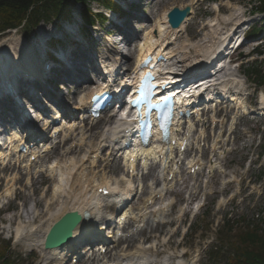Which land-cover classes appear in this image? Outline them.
Segmentation results:
<instances>
[{"label": "rangeland", "instance_id": "obj_1", "mask_svg": "<svg viewBox=\"0 0 264 264\" xmlns=\"http://www.w3.org/2000/svg\"><path fill=\"white\" fill-rule=\"evenodd\" d=\"M152 2L153 0H135L138 6L137 14L122 18L127 29L136 35L131 43L125 44L124 48H122V45L116 46L113 43L116 49L122 50L123 55L118 71L124 72L127 67L130 68L134 63L138 40L143 39L150 32L155 37L158 36L157 22L164 23L163 18H167V13L172 8L179 7L183 9L184 5L193 3L194 17L191 19V23H194V25L192 29L182 33L181 39L174 41V44L170 46L177 49L171 60L172 69L180 72L188 64L203 59L204 56L210 53L213 46L220 43L222 34L230 31L238 23V20L244 22L240 27H238L239 25L235 27L234 30L237 36H242L249 27L255 24L257 29L263 30L262 34L256 38L244 39L245 41L239 51L231 58L233 64H229L228 58H224L222 62L227 65V70H224L220 76L226 74V78L237 77L243 80L242 97L245 104L247 108L252 107L253 112L257 111L260 98L264 95V86H256L254 82L249 80L246 70L248 64L258 59L257 64L260 68L262 67L261 71L264 72V55L253 53L254 48L264 47V15L257 12L251 13L256 0H159L155 7L152 6ZM126 3L128 4V2ZM90 7L92 10L102 9L97 3H93ZM80 12V5L73 8L74 17L69 22L72 27L77 25L80 28ZM222 21H228L229 23L224 24ZM217 22H219V25ZM41 25L49 29L50 27L54 28L48 34L36 35ZM41 25L28 37L24 36L25 30L20 27L2 33L0 35V52L5 53L10 48L16 53L17 58H20L19 62L22 65L27 66L29 64L30 67L37 68L40 61L38 55L42 52L39 47L41 43L47 40L49 35H55L65 41L58 45H54V41L50 45L45 44L52 47L55 52L64 49L65 45L71 40L68 36L63 37V34L61 35L57 30V28L65 30L67 26L63 21L43 22ZM203 26H206V29L201 31ZM106 28L109 29L110 26ZM99 31L97 35L104 32ZM196 31L199 32V35L194 36L193 34ZM2 56H5V54ZM82 61L84 60L82 59ZM62 83L63 81H60L59 84ZM75 87L76 85L72 86L73 89ZM74 97L76 95L63 96L59 99L63 103H59L65 104V108H68L79 99ZM219 108H221L220 111H218ZM219 108L208 112L210 117L219 112V118L215 125L207 121L209 116L202 120L205 124L203 129L206 130L205 139L196 140L198 134L193 138V145L199 148L201 153L196 152L190 155L191 157H194L195 154L199 155L205 163L206 167L203 173L195 179L187 173H183L181 177H178L179 183L175 184L174 192L156 201L157 205L154 209H165V212L171 210L172 217L182 215L181 219H176L175 222L169 225L158 226L151 234L145 230L141 235L145 240L143 245L149 247L147 250L148 259L154 264H162L168 256L171 258L170 264H178L181 256L185 257L189 264H210L207 254L213 255L216 261L221 258L219 262L224 264L225 262L222 260L226 253L224 249L220 248L218 250L215 248L211 253H207V251L215 245L220 247L223 240H230V235L226 229L224 230L225 222L230 220L237 228H244L248 224L264 218V119L250 113V111H246L249 114H242L240 111H229L226 104H222ZM2 116L6 115L2 113ZM48 117H50V114ZM222 119L224 121L220 125L219 122ZM104 122L105 119L96 122L93 131L100 129ZM198 128L200 127L198 126ZM220 130L221 137H219V140L221 142L219 147L211 151L210 146ZM72 141H67L63 146H70ZM64 159L52 156L47 160L34 163L32 168L20 165L19 161L15 162V160L12 161V164H6V162L0 164V242L10 240L16 262L21 258L24 260L23 264H64L60 260L48 259L37 246L47 231L46 223L40 219L29 221L30 218L27 213L28 209L33 208L32 198L42 197L48 188L52 192L56 183L50 178L55 175V172L52 173L49 166L53 161L65 162ZM210 162L216 166L219 177H213V171L207 168ZM85 167H91V164L87 162ZM95 172L97 174L94 177L96 180L104 177L114 181L125 175L126 169L123 167V171L119 169L116 173H112L102 171L100 167ZM41 173L45 175L43 176L44 180L38 178ZM142 173L143 171L140 170V173L135 177V186L140 184L141 187V183L144 184ZM36 180L38 181L35 187H37L38 192L34 194L33 183ZM148 183L152 185V181ZM198 186L203 191L192 195L188 199L190 190ZM140 187H138L139 191ZM216 187L223 188V190L215 193L214 189H217ZM146 195L148 196V194L139 193L131 208L138 209L141 207ZM149 208L147 212L151 210V207ZM182 210L185 211L184 214H181ZM144 212L146 210H143ZM106 213H109V209H106ZM142 238H137L132 243L120 242L114 251H120L125 247L129 251L138 246L143 240ZM153 245L155 247L152 248ZM31 252L32 259L28 257ZM86 252L87 250H84V253ZM126 253L128 252H125L124 256H127ZM70 261L68 260L66 264H71ZM80 264L86 263L81 262Z\"/></svg>", "mask_w": 264, "mask_h": 264}, {"label": "bare ground", "instance_id": "obj_2", "mask_svg": "<svg viewBox=\"0 0 264 264\" xmlns=\"http://www.w3.org/2000/svg\"><path fill=\"white\" fill-rule=\"evenodd\" d=\"M159 0H153L152 6L155 7ZM183 7H189L191 12L194 13V4H186ZM193 15L186 19V21L179 27V28H171L170 25L167 22L166 18H163L164 23L161 21L157 22V30H158V36H154L152 32L148 33L143 40L139 41L140 49H139V56L137 58V64L141 63L142 60L152 51H159L164 52L166 56L171 58L174 53L177 51V49L172 50L170 48V45L173 43V41L183 32H186L188 29H192L194 23H191V18ZM224 24H228V21H222ZM244 21L238 20V23L232 27V30H234V27L243 24ZM219 25V22H217ZM221 25V24H220ZM207 26V25H206ZM206 26H203L201 31L206 29ZM54 27L47 28L44 25L40 26L39 33L40 35L44 33L50 32ZM146 28V27H145ZM165 31V32H164ZM194 36L199 35V32L196 31ZM231 36V34L224 33L221 36V41L218 45H215L212 47V50L210 53H208L207 57L204 58L205 62L207 63V60L213 56L214 54H217V57L222 50V44L224 41H227V39ZM133 38L128 37L129 41H132ZM143 44V47L141 46ZM5 54V57L2 56ZM119 54V52L117 53ZM5 60V61H4ZM85 60V58H83ZM115 63L112 62V67L115 69L117 66H119V58H114ZM203 60V61H204ZM20 61V58H17L16 53L13 52L10 48L7 49L5 53L0 52V75H5L7 71H12L13 67ZM201 63L200 60L197 61V63L194 64L197 65ZM222 63V62H221ZM220 62L218 64H221ZM224 64V63H223ZM201 65V64H199ZM17 66V65H16ZM209 66V65H208ZM28 70H32L29 66H27ZM107 68V67H106ZM198 68V67H197ZM224 69L222 66L219 68L217 72H221ZM190 70V69H189ZM82 71L83 74H86L85 71H83V68H80V72ZM82 74V75H83ZM215 74V75H216ZM99 77H91L87 76L85 77V80L77 85V87L74 89L72 93L69 92L70 95H75V93L78 94L79 100L76 102V106L78 107V110L80 111V116L82 117L80 124H75V118L69 120V124L65 122V120H61V124L59 126H56L54 131L56 129H63L64 132L56 139H51V145H44V156L43 159L47 160L51 158L52 156L58 157V158H65V162H56L53 164H50V170L51 172H55V175H52L53 177L50 178L54 181V186L52 192H50V189L48 188L42 197H35L32 198L34 205L32 209H28L27 213L29 214V221L34 220H44L46 223L47 229H49L54 222H56L61 216H63L67 212H78L80 215L83 216V220L81 223L76 227L74 231V237L71 242H68L64 244L60 248H56L50 251H44V254L46 257L51 259H62L66 256V253L71 250L80 240L84 238V235L86 233H90L95 225L98 224V220L101 218V210L106 209L107 205L104 202H100V200H104L105 198H101L100 195H98L97 190L103 186H110L111 187V194L107 196L108 198H115L118 200V203L125 202L126 204L129 202L131 193L135 192L133 188V180L129 179V177L121 178L119 181L111 182V180L102 177V179L96 180L94 177L96 172L95 170L97 168H102V171L106 172H112L115 169H122L120 163L116 161L117 151L116 146L112 145V140L116 137L118 134L117 128H107L108 120H105V126L101 127L102 129H99L98 131L92 133L93 131V124L90 121V118L86 115L87 111L85 112V108L87 105H89L91 96L94 91H96L100 84L97 80ZM222 77L216 78V80L220 81H214L212 82L213 86L212 89H220L221 93L224 94V96L228 97L230 102L234 104L235 108L238 110L245 112L246 111V105L241 97V88L243 87V80L237 78V77H230L229 79L222 80ZM196 85H193V91L197 92V88H195ZM217 90V91H218ZM233 92V93H232ZM229 93V94H226ZM212 96V95H211ZM47 103V100H45ZM264 104V95L262 96L261 100V106ZM75 106L74 104L71 106V108ZM264 109V108H262ZM264 114V113H263ZM59 115V114H58ZM111 118V117H110ZM201 119L197 118L196 121H199ZM214 119V118H213ZM195 119L189 120L188 123L190 124V128L194 130V122ZM224 121V119H222ZM48 125V123H47ZM51 128V125L50 127ZM178 129H180V126H178ZM77 132V133H76ZM111 132V141H107V138ZM205 129H200L199 139L202 137L204 138L205 135ZM73 135L74 141L70 146H63L64 141ZM221 135V132L218 133L217 137L215 138L214 143L211 145V148L219 147L220 140L219 137ZM13 142H18V135L16 132H14L13 136ZM35 140L32 136L29 139L30 143H35ZM76 141V142H75ZM75 142V147H73V144ZM37 143V141H36ZM6 144V143H4ZM20 145V144H18ZM18 147V146H17ZM108 148V152L105 154L104 152L100 153V149L102 148ZM106 148V149H107ZM178 152V151H177ZM177 152L174 149V146H171L169 151L167 152L165 150V147H160L159 145H155L149 149H146L143 152V155L147 156L148 160H150L152 157L156 158L158 156H164L161 162L163 165L161 167L163 168L161 170L162 174H164V178L161 176L159 172V162L156 164H152L150 167H148L149 163H147L145 166H143L144 169L147 170V173L144 174L143 180L145 181L144 188L142 190V193L149 194L148 198L145 200V203L143 204L144 207H141V209L138 212H134L132 209L128 208L129 205H127L125 208H123L121 211L122 216L128 215L130 219L132 220V225L129 229V231H133L134 227H137V232L134 235L133 238L127 239L128 241H133L136 239V235L139 237L144 229L148 230V233L151 234L156 230V227L169 225L170 223H173L176 221V219L180 220L182 215H177L176 217H172L171 210H167L165 212V209H161L159 211L153 210L150 211L149 215L147 213H142L143 208L148 209V201L155 202V195L160 194L163 196L166 194V192L172 194L176 188L174 187V183L168 181V176L173 170V166L170 165L167 162V159L177 157ZM30 155H36V153L31 152ZM37 158H40L41 155ZM181 155V154H178ZM93 156H97L98 162L91 161V158ZM8 157V152L0 153V158L6 159ZM90 160V164L92 165V168L85 167V164ZM126 163V161H125ZM202 163L198 157L196 158H188V170L190 169L192 164H200ZM128 165V169H130V166H133L134 164L126 163ZM26 166L32 165V163L27 160ZM96 167L94 168V166ZM125 166V165H124ZM148 167V169H147ZM90 168V169H89ZM209 168L213 170V177L217 178L219 177V171L215 169V165L212 163L209 165ZM202 170V169H201ZM201 174V171L199 172ZM159 175V176H158ZM43 176H45L43 173L39 175V179L42 178L45 179ZM221 176V175H220ZM175 175L173 177L176 178ZM38 179V180H39ZM34 181L33 183V191L34 194L37 193L38 189L35 187L37 181ZM148 181H152V185L148 184ZM126 185L125 190L122 191V189L119 188V185ZM227 185V184H226ZM223 187L225 185H222ZM170 187V188H169ZM127 188H131V192L127 190ZM217 188V187H216ZM214 189V188H212ZM223 188L214 189V192L221 191ZM202 188L200 186L193 187L190 190L189 198L192 195H195L197 193H200ZM119 193H122V195H119ZM205 193V191H204ZM138 192L136 191L135 196L133 197L132 201L135 200V197H137ZM134 195V194H133ZM160 196V197H161ZM128 208V209H127ZM27 209V207H26ZM184 213V210L181 211V214ZM139 220H142L145 222V224L139 223ZM102 226L104 224H101ZM145 226V227H144ZM139 233V234H138ZM44 241V240H43ZM43 241H40L39 246H43ZM155 247L154 245L152 248ZM149 247L143 246L141 243L134 248V252L131 253L128 257H123L119 252L113 253L112 249L109 252L110 257H95V264H154L152 261L148 259L147 250ZM170 256L167 257V259L163 262V264H170ZM187 260V259H186ZM185 260V257L181 256V258L178 261V264H189L188 261Z\"/></svg>", "mask_w": 264, "mask_h": 264}, {"label": "trees", "instance_id": "obj_3", "mask_svg": "<svg viewBox=\"0 0 264 264\" xmlns=\"http://www.w3.org/2000/svg\"><path fill=\"white\" fill-rule=\"evenodd\" d=\"M91 2L118 9L112 0H0V34L21 27L25 30V36H28L43 21L70 17L76 3L83 5L82 14L87 22L103 20L101 14L94 15L90 11ZM255 11L264 13V0H256L252 8V12ZM259 32L260 29L252 28L253 35ZM260 53L264 54V48ZM247 74L254 82L264 85V73L257 64L247 67ZM225 229L230 235V240H223L220 247L216 246L218 250L221 248L226 251L222 259L224 264H264V218L244 228H237L227 220ZM219 260L216 261L215 257L209 254L210 264H220ZM0 264H23L21 260L16 262L10 244L5 241L0 242Z\"/></svg>", "mask_w": 264, "mask_h": 264}, {"label": "water", "instance_id": "obj_4", "mask_svg": "<svg viewBox=\"0 0 264 264\" xmlns=\"http://www.w3.org/2000/svg\"><path fill=\"white\" fill-rule=\"evenodd\" d=\"M187 14H189V8H186L182 11L178 8H174L169 13V20L172 26L178 27ZM75 223L76 221H71L68 215L64 216L58 223L54 225L48 234L46 247L51 248L58 246L62 242L69 239Z\"/></svg>", "mask_w": 264, "mask_h": 264}]
</instances>
